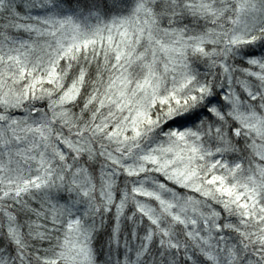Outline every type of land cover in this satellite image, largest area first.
I'll return each mask as SVG.
<instances>
[{"label": "snow or ice", "instance_id": "obj_1", "mask_svg": "<svg viewBox=\"0 0 264 264\" xmlns=\"http://www.w3.org/2000/svg\"><path fill=\"white\" fill-rule=\"evenodd\" d=\"M0 264H264V0H0Z\"/></svg>", "mask_w": 264, "mask_h": 264}]
</instances>
